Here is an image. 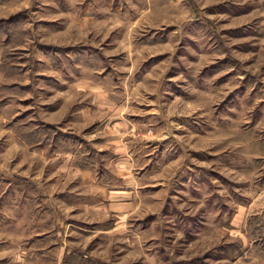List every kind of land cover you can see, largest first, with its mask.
Listing matches in <instances>:
<instances>
[{
	"label": "rangeland",
	"instance_id": "obj_1",
	"mask_svg": "<svg viewBox=\"0 0 264 264\" xmlns=\"http://www.w3.org/2000/svg\"><path fill=\"white\" fill-rule=\"evenodd\" d=\"M0 264H264V0H0Z\"/></svg>",
	"mask_w": 264,
	"mask_h": 264
},
{
	"label": "crops",
	"instance_id": "obj_2",
	"mask_svg": "<svg viewBox=\"0 0 264 264\" xmlns=\"http://www.w3.org/2000/svg\"><path fill=\"white\" fill-rule=\"evenodd\" d=\"M76 91H78V88ZM61 97H65V95L64 96L62 95ZM56 100H58V99H56ZM66 101H67L66 99L63 101V104L60 106L59 110L57 109V110L52 111V112H56V113L50 115L49 119L51 120V122H58L67 113L69 105H68V101L67 102ZM76 115H77V117H76L77 121L82 120V122H87L90 119L89 117H86L85 113H77ZM82 179H83V177H82Z\"/></svg>",
	"mask_w": 264,
	"mask_h": 264
}]
</instances>
